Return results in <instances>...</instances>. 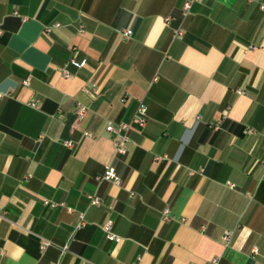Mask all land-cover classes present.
Instances as JSON below:
<instances>
[{"label":"crops","instance_id":"0c3cea01","mask_svg":"<svg viewBox=\"0 0 264 264\" xmlns=\"http://www.w3.org/2000/svg\"><path fill=\"white\" fill-rule=\"evenodd\" d=\"M261 3L0 0V264H264Z\"/></svg>","mask_w":264,"mask_h":264},{"label":"built area","instance_id":"2783aa9c","mask_svg":"<svg viewBox=\"0 0 264 264\" xmlns=\"http://www.w3.org/2000/svg\"><path fill=\"white\" fill-rule=\"evenodd\" d=\"M188 7V2H186L183 6V11L186 10V8ZM260 9L262 10V12H264V3H261L259 5ZM171 19H173L172 16H168L166 17V21H170ZM131 29H125L121 31V35L122 36H129L131 34ZM175 33L177 35L181 34V30L176 28L175 29ZM68 62L76 67H81L85 64V59H81L78 60L75 57H71L69 58ZM60 72L62 75L64 76H68L70 75L69 71L64 67H60ZM23 83H27V79L22 81ZM84 91H91L92 93H94L97 89V86L95 84H90V85H86L82 88ZM1 95V94H0ZM29 105L33 106V107H37L36 101H30L28 102ZM146 105L144 103H139L136 107L135 110V114H134V121L138 124V125H143L146 119ZM86 112V107L83 104H78L77 108H76V117L77 120L81 119L84 114ZM128 124L126 123H119L118 128H114L112 126V124H108L106 126V131L109 132L111 134V138H112V143L113 146L116 150L117 153L119 154H124L126 153V143L129 141V137L127 134L128 131ZM246 131H250L249 128H245L244 132ZM84 134H88V132H85ZM65 145L67 146H72L73 142L68 140L64 142ZM99 180H108V181H113V182H118L120 181V177L119 175L116 173L115 169L113 166L111 165H107L103 171V173L98 177ZM226 184L229 187H233V183L231 182H226ZM87 198H88V202L90 204H99L100 203V198L98 195L96 194H87ZM45 203H49L51 206H55L57 205L55 202H49L48 200H44ZM161 217L162 219L166 220L168 219V211L166 209H164L161 213ZM82 223V213L78 214V225H80ZM101 228L105 233V236L107 239L109 240H115L116 242L120 241L121 238L120 236L116 235L113 230H112V220L110 218H107L102 224H101ZM233 234V230H225L222 238L224 240V243H228V241L230 240L231 236ZM50 242L47 240H43L42 244L48 245ZM66 249V245L62 246L60 249V253H59V257L61 256V254L65 251ZM59 257L54 260L51 264H59ZM214 263L216 262V258H213L212 260ZM30 264V263H29Z\"/></svg>","mask_w":264,"mask_h":264}]
</instances>
